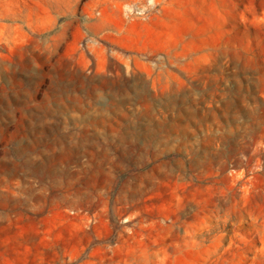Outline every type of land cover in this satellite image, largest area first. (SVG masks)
Wrapping results in <instances>:
<instances>
[{"label": "rangeland", "instance_id": "obj_1", "mask_svg": "<svg viewBox=\"0 0 264 264\" xmlns=\"http://www.w3.org/2000/svg\"><path fill=\"white\" fill-rule=\"evenodd\" d=\"M25 196L45 264H264V0H0Z\"/></svg>", "mask_w": 264, "mask_h": 264}, {"label": "crops", "instance_id": "obj_2", "mask_svg": "<svg viewBox=\"0 0 264 264\" xmlns=\"http://www.w3.org/2000/svg\"><path fill=\"white\" fill-rule=\"evenodd\" d=\"M10 200L14 199L10 198ZM27 200L25 196L18 209L6 205L0 207V221L2 222L0 224V255L6 260H17L18 264H45V259L61 258L55 255H45L43 226L41 220H37L34 214L37 213L36 209L33 211V205L29 206ZM48 245L52 246V243L49 242ZM91 247L92 244L88 246L87 251ZM96 257L97 255H65L63 260L91 261Z\"/></svg>", "mask_w": 264, "mask_h": 264}]
</instances>
